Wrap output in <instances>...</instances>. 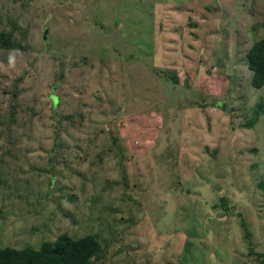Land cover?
Segmentation results:
<instances>
[{
    "label": "rangeland",
    "instance_id": "obj_1",
    "mask_svg": "<svg viewBox=\"0 0 264 264\" xmlns=\"http://www.w3.org/2000/svg\"><path fill=\"white\" fill-rule=\"evenodd\" d=\"M0 32L1 249L264 264V0H0Z\"/></svg>",
    "mask_w": 264,
    "mask_h": 264
},
{
    "label": "trees",
    "instance_id": "obj_2",
    "mask_svg": "<svg viewBox=\"0 0 264 264\" xmlns=\"http://www.w3.org/2000/svg\"><path fill=\"white\" fill-rule=\"evenodd\" d=\"M14 48L20 46L11 40V35L0 32V49ZM248 60L249 68L254 74L252 84L254 88L261 89L264 87V40L254 45L248 54ZM220 206L228 210L227 206ZM241 226L249 237V229L244 221ZM98 248L99 243L93 236L78 240L63 238L58 240L55 247L46 244L41 250L0 248V264H89ZM249 254L254 255L252 250Z\"/></svg>",
    "mask_w": 264,
    "mask_h": 264
}]
</instances>
